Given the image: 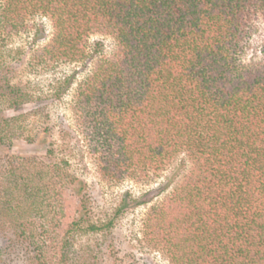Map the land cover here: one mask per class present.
<instances>
[{
	"label": "trees",
	"instance_id": "16d2710c",
	"mask_svg": "<svg viewBox=\"0 0 264 264\" xmlns=\"http://www.w3.org/2000/svg\"><path fill=\"white\" fill-rule=\"evenodd\" d=\"M35 14L53 26L35 62L95 60L71 109L103 179L148 182L188 155L183 183L147 214L148 239L173 264H264V61L242 64L264 0H0V40L27 32ZM97 35L111 39L110 51L91 43ZM6 56L0 51V153L14 143L3 112L30 101ZM46 157L53 149L7 159L0 211L14 229L0 228V264H52V224L64 231L66 264L70 237L105 226L82 216L87 194L68 161ZM35 215L48 222L46 236L43 226L42 237L22 228Z\"/></svg>",
	"mask_w": 264,
	"mask_h": 264
},
{
	"label": "rangeland",
	"instance_id": "374dc122",
	"mask_svg": "<svg viewBox=\"0 0 264 264\" xmlns=\"http://www.w3.org/2000/svg\"><path fill=\"white\" fill-rule=\"evenodd\" d=\"M30 23L27 32L0 40V51L7 55L6 61L12 68L8 75L30 99L19 109L3 112L13 122L7 134L13 137L14 143L0 153V190L8 184L5 174L11 166L7 160L9 155L41 159L49 149H53V157L49 160L46 157V160L68 161L67 171L76 174L79 186L85 188L88 214L83 210L82 216L98 225H105L98 231L79 232L70 237L71 256L66 264H173L166 249L148 239L144 223L151 207L166 199L185 180L192 167L188 155L185 152L179 154L148 182L130 178L122 181L103 179L75 125L71 109L77 86L95 60L90 58L85 62L47 66L35 62L33 55L36 49L50 40L53 26L50 17L43 14H35ZM95 40H103L105 51L111 50L112 42L108 37L93 36L91 43ZM262 61L264 17L256 20L242 53L244 66ZM67 81H72L69 87ZM11 218L1 210L0 228L3 225L7 227L5 229L13 230ZM20 221L22 228L29 233H39L42 226L43 232L48 229V222L40 219L39 215L21 218ZM49 231L52 236L45 242L49 259L52 264H60L59 249L62 246L59 239L64 236V231L61 233L53 224Z\"/></svg>",
	"mask_w": 264,
	"mask_h": 264
}]
</instances>
